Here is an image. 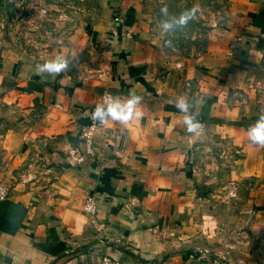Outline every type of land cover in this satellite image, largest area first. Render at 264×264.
<instances>
[{"label":"crops","instance_id":"0c3cea01","mask_svg":"<svg viewBox=\"0 0 264 264\" xmlns=\"http://www.w3.org/2000/svg\"><path fill=\"white\" fill-rule=\"evenodd\" d=\"M95 1L40 54L0 39V183L8 188L0 264H99L102 255L123 264H264V148L247 131L264 114V97L247 89L264 58V0H229L202 53L177 63L146 33L142 0ZM57 55L67 69L37 74ZM103 93L142 97L141 116L93 120ZM179 97L193 104L198 132L187 131ZM89 120L94 155L68 162ZM211 139L231 159L233 200L200 191L192 159ZM86 196L96 199L93 214L82 210Z\"/></svg>","mask_w":264,"mask_h":264},{"label":"rangeland","instance_id":"374dc122","mask_svg":"<svg viewBox=\"0 0 264 264\" xmlns=\"http://www.w3.org/2000/svg\"><path fill=\"white\" fill-rule=\"evenodd\" d=\"M96 3L95 0H0V39L25 52L40 54L64 41ZM142 3L146 33L162 47L164 60L171 58L174 62L199 56L212 31L228 18L230 9L229 0H142ZM165 5L169 16L178 18L185 10L194 8L195 17L186 25L165 32L161 23L165 19L161 8ZM256 68L260 77L253 78L250 84L248 81L246 86L247 89L255 86L254 95L264 97V58L260 62V70ZM256 80L259 84L255 83ZM2 112L0 109V114ZM3 119L0 116V134L4 128ZM207 144L199 147L197 157L192 159L200 191L206 194L212 187L213 193L226 201L233 200L238 193L237 181L230 178L231 159L221 156L220 150L225 146L212 139ZM4 161L0 148V163ZM239 226L244 227L242 223ZM228 239L231 241L232 237Z\"/></svg>","mask_w":264,"mask_h":264},{"label":"clouds","instance_id":"9594fccd","mask_svg":"<svg viewBox=\"0 0 264 264\" xmlns=\"http://www.w3.org/2000/svg\"><path fill=\"white\" fill-rule=\"evenodd\" d=\"M161 14L165 17L162 20V29L165 32L172 31L177 27H182L193 19L196 14V9L185 10L177 18L168 15V9L165 5L161 8ZM69 66V59L64 55H57L56 57L46 60L36 67L37 74L43 75L48 73L50 75L59 74ZM142 97L135 93H129L126 100H121L116 97H106L102 103H98L92 113L93 120H99L104 123L108 119L127 124L133 117H140L141 112L137 111V106L141 103ZM175 106L184 113V124L189 133H196L200 130L201 125L196 119V116L191 111L193 104L184 97H179L175 101ZM248 138L254 145L264 148V114H261L256 122L248 127Z\"/></svg>","mask_w":264,"mask_h":264},{"label":"built area","instance_id":"2783aa9c","mask_svg":"<svg viewBox=\"0 0 264 264\" xmlns=\"http://www.w3.org/2000/svg\"><path fill=\"white\" fill-rule=\"evenodd\" d=\"M115 20L120 22V19L116 18ZM111 34L115 37H128L131 35L130 30L128 29H117L113 28ZM106 97H109V94L103 93L100 97L101 103ZM97 124L92 120L88 122H83L79 128V138L81 140V149L77 147H71L67 151V160L68 162H81L85 156H93V135L96 131ZM8 193V188L6 185L0 183V202L5 199ZM82 210L85 213L93 214L96 210V199L93 196H86L82 204ZM99 264H123L120 260L113 258L109 255H102L100 257Z\"/></svg>","mask_w":264,"mask_h":264}]
</instances>
